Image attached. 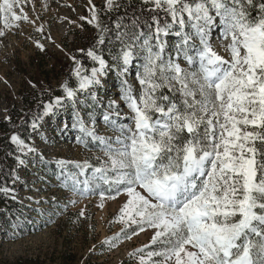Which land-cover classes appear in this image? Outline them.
Listing matches in <instances>:
<instances>
[{
	"label": "snow or ice",
	"instance_id": "snow-or-ice-1",
	"mask_svg": "<svg viewBox=\"0 0 264 264\" xmlns=\"http://www.w3.org/2000/svg\"><path fill=\"white\" fill-rule=\"evenodd\" d=\"M17 3L0 0L5 28L28 19L17 14ZM142 3L154 13L148 33L118 32L122 46L111 66L95 45L86 51L96 65L91 69L72 57L76 87L65 81L63 96L44 105V114L65 101L76 105L78 93L100 87L111 67L130 112L121 117L116 101H108L103 120L117 133L112 138L97 135L74 108L73 127L82 134L77 143L87 146L90 137L105 158L97 157V165L57 160L62 185L73 195L98 194L101 202L126 195L114 221L124 227L103 244L115 247L121 237L131 240L151 229L150 244L129 253L136 264H264V0ZM118 7L116 0H105L106 11ZM160 12L170 21H161ZM88 23L98 30L96 45L104 44L109 29L95 7ZM217 27L228 41V58L212 46ZM170 34L177 38L171 51ZM36 46L43 50L39 41ZM139 57L137 97L125 77ZM90 99L99 102L94 92ZM11 141L21 151H35L15 134ZM70 163L75 171L67 170Z\"/></svg>",
	"mask_w": 264,
	"mask_h": 264
},
{
	"label": "rangeland",
	"instance_id": "rangeland-1",
	"mask_svg": "<svg viewBox=\"0 0 264 264\" xmlns=\"http://www.w3.org/2000/svg\"><path fill=\"white\" fill-rule=\"evenodd\" d=\"M93 7L105 9V0H18L15 11L28 19H21L16 22L18 26L8 28L0 19V31L4 32L0 36V118H7L8 110L18 103V92L25 80L28 77L34 79V68L30 65L32 56L47 50L65 61L73 62L75 66L69 44L64 48L63 43L71 39L70 32L82 29V21L88 23ZM37 28L41 31H37ZM176 39L174 34L167 37L169 51ZM37 41L43 45V50L36 46ZM211 43L218 54L228 58L223 47L228 41L222 39L219 27L213 31ZM139 51L137 48V54ZM44 59L48 63L44 69H47L52 60ZM179 62L182 67L188 68L183 59ZM141 63L142 57H139L129 64L125 77L137 97L141 86L136 72ZM56 80L55 76L52 78L50 75L46 81L57 85ZM90 92H94L99 99L95 105L90 99ZM90 92H84L81 95L83 98L78 97L76 105L70 101L62 102L53 112L45 114L43 120L37 121L35 127L23 133V137L28 139V143H24L35 151L18 149L26 156H16L12 192L15 204L21 210L10 219L4 215L0 223V264L28 257L45 264H60L61 256L71 257L73 260L70 264H136L129 253L150 244L153 235L151 229L140 232L131 240L121 237L114 241L115 247L103 244L105 239L115 237L124 227L122 223L114 221L127 199L126 195L122 193L116 199L101 202L98 194L73 195L62 185L63 177L57 160L80 163L88 160L97 165V157L105 158L98 142H93L90 137L87 146L77 143V137L82 134L73 127L74 108L80 111L90 127H95L97 135L104 137L115 138L117 135L103 120L110 99L116 101L121 117L130 115L126 104L120 99V78L116 71L109 69L102 85ZM84 96L89 97L88 108L85 107ZM88 113H91V118ZM111 118L117 119L114 115ZM118 123L131 124V121L120 119ZM21 160L22 164L19 162ZM67 170L76 169L70 163ZM73 200L75 203H70ZM101 203L103 207L99 206ZM82 209L84 216L80 215Z\"/></svg>",
	"mask_w": 264,
	"mask_h": 264
},
{
	"label": "trees",
	"instance_id": "trees-1",
	"mask_svg": "<svg viewBox=\"0 0 264 264\" xmlns=\"http://www.w3.org/2000/svg\"><path fill=\"white\" fill-rule=\"evenodd\" d=\"M118 8L112 11L98 9V16L102 26H106L109 31L105 33V42L102 45H96L98 39V30L91 24L82 21V29L74 30L71 33V39L68 43H63L64 48L69 44V51L72 57L79 60L86 69H91L94 63L86 56V51L93 45L96 46L98 55H101L111 66L114 63L113 58L119 53L121 48V39H118L117 33L127 32L131 35L136 33H148L149 25L153 24L152 15L148 8L151 5H144L140 0H117ZM161 21L166 18L163 12L158 13ZM138 18V19H137ZM117 23L121 24L120 29H117ZM154 28V25H153ZM84 49L85 52H81ZM52 60L51 66L44 69L48 63L44 58ZM39 58V59H38ZM40 60L42 63H40ZM136 60V59H135ZM134 60V61H135ZM30 65L34 68V79L31 77L25 80V84L19 89L18 103L14 104L12 109L8 110L7 118H0V188L7 187L11 191L7 194L0 192V223L3 216L12 218L20 207L16 206V199L12 190L14 189V167L16 156L21 154L26 156V153H19L18 148L11 142V135H17L25 143L28 139L23 137V133L30 130L39 120H43L44 105L51 103L56 97L63 96L61 85L65 81L73 88L76 87L77 81L72 76L73 62L65 61L64 58L50 54L47 50L44 53L32 56ZM110 70L111 67L109 68ZM114 71V70H113ZM57 78V85L48 83L47 77ZM167 93V89L164 90ZM83 93H78L80 98ZM171 95L170 93H168ZM83 98V96L81 97ZM85 107H89V97L84 96ZM28 134V133H27ZM25 139V140H24ZM56 166V165H55ZM60 264H70L73 260L71 257L61 256ZM1 264H45L39 259L32 257L18 258L13 261H5Z\"/></svg>",
	"mask_w": 264,
	"mask_h": 264
}]
</instances>
